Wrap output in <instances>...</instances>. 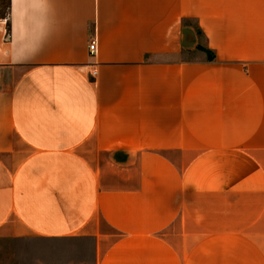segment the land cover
<instances>
[{
  "label": "crops",
  "instance_id": "obj_1",
  "mask_svg": "<svg viewBox=\"0 0 264 264\" xmlns=\"http://www.w3.org/2000/svg\"><path fill=\"white\" fill-rule=\"evenodd\" d=\"M0 264H264V0L0 3Z\"/></svg>",
  "mask_w": 264,
  "mask_h": 264
},
{
  "label": "built area",
  "instance_id": "obj_2",
  "mask_svg": "<svg viewBox=\"0 0 264 264\" xmlns=\"http://www.w3.org/2000/svg\"><path fill=\"white\" fill-rule=\"evenodd\" d=\"M89 52H90L91 56H96V54L98 52V41H97L96 34L93 35V37L90 41ZM91 75L93 76V78H95L97 76V71L95 70L94 72L91 73Z\"/></svg>",
  "mask_w": 264,
  "mask_h": 264
},
{
  "label": "rangeland",
  "instance_id": "obj_3",
  "mask_svg": "<svg viewBox=\"0 0 264 264\" xmlns=\"http://www.w3.org/2000/svg\"><path fill=\"white\" fill-rule=\"evenodd\" d=\"M0 3H1V9L3 11H6V8H7V0H0ZM199 41H200V43H202L201 36H199ZM195 58H196V55H195Z\"/></svg>",
  "mask_w": 264,
  "mask_h": 264
},
{
  "label": "trees",
  "instance_id": "obj_4",
  "mask_svg": "<svg viewBox=\"0 0 264 264\" xmlns=\"http://www.w3.org/2000/svg\"><path fill=\"white\" fill-rule=\"evenodd\" d=\"M202 49V47H201ZM208 54H209V58L213 59L214 58V55L212 54V52H210V50H207Z\"/></svg>",
  "mask_w": 264,
  "mask_h": 264
}]
</instances>
